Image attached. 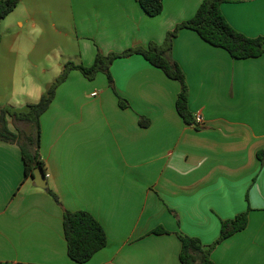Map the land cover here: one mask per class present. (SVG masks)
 I'll list each match as a JSON object with an SVG mask.
<instances>
[{
	"label": "crops",
	"instance_id": "1",
	"mask_svg": "<svg viewBox=\"0 0 264 264\" xmlns=\"http://www.w3.org/2000/svg\"><path fill=\"white\" fill-rule=\"evenodd\" d=\"M202 0H162L150 16L136 0H19L0 21V106L36 102L64 63L91 65L98 51L162 43ZM227 22L264 35V0H222ZM172 58L185 74V123L175 106L180 84L142 55L116 58L92 80L71 70L41 115L48 188L24 179L20 148L0 140V264H78L67 252L64 210H85L107 242L83 264H179L176 232L215 241L221 221L248 212L246 227L218 243L214 264H264V53L235 59L183 28ZM141 119L146 124H140ZM9 127L13 126L9 119ZM163 226L170 233L152 234Z\"/></svg>",
	"mask_w": 264,
	"mask_h": 264
},
{
	"label": "trees",
	"instance_id": "2",
	"mask_svg": "<svg viewBox=\"0 0 264 264\" xmlns=\"http://www.w3.org/2000/svg\"><path fill=\"white\" fill-rule=\"evenodd\" d=\"M140 7L150 16L162 12V0H136ZM19 0H0V21L18 4ZM222 0H202L194 15L177 23L166 33L162 43L149 42L147 47H131L121 52L103 54L98 51L91 65L76 64L72 61L64 63L62 71L52 81L41 97L33 103L26 104L22 110H14L10 106H0V140L16 144L21 151L24 163V179L33 177V170L42 167L46 173L45 163L41 156V115L53 101L57 87L64 82L71 70H79L87 79L92 80L97 73L106 75L109 86L115 91L114 81L110 74V65L116 58L132 54L142 55L150 64L161 69L166 76L180 84L175 106L185 123L195 126V116L188 106L189 88L185 74L179 64L172 58L173 40L183 29L195 31L207 43L223 48L235 59L256 58L264 53V35L248 37L235 30L225 19L220 4ZM1 41V33H0ZM116 93V91H115ZM121 108L129 106L128 101L119 96ZM9 119L13 129L9 127ZM140 124H146L141 119ZM195 127H198L197 125ZM257 158L264 163V149L257 151ZM46 191L58 201L57 195L50 189ZM248 222V212L237 214L234 218L221 221L218 238L209 245H204L196 236L176 232L181 242L178 254L179 264H214L211 258L213 248L225 238L243 230ZM63 232L67 244V252L72 261L86 263L107 242L106 233L92 214L85 210L63 212ZM149 233H170L163 226L153 228Z\"/></svg>",
	"mask_w": 264,
	"mask_h": 264
},
{
	"label": "water",
	"instance_id": "3",
	"mask_svg": "<svg viewBox=\"0 0 264 264\" xmlns=\"http://www.w3.org/2000/svg\"><path fill=\"white\" fill-rule=\"evenodd\" d=\"M33 182L34 184L43 190H46L48 188V180L45 171L43 170L42 167H36L33 170Z\"/></svg>",
	"mask_w": 264,
	"mask_h": 264
},
{
	"label": "built area",
	"instance_id": "4",
	"mask_svg": "<svg viewBox=\"0 0 264 264\" xmlns=\"http://www.w3.org/2000/svg\"><path fill=\"white\" fill-rule=\"evenodd\" d=\"M195 126H199L203 122V116L199 112L195 113Z\"/></svg>",
	"mask_w": 264,
	"mask_h": 264
},
{
	"label": "rangeland",
	"instance_id": "5",
	"mask_svg": "<svg viewBox=\"0 0 264 264\" xmlns=\"http://www.w3.org/2000/svg\"><path fill=\"white\" fill-rule=\"evenodd\" d=\"M61 71H62V70H61ZM59 74H60V72H59ZM59 74H58V75H59Z\"/></svg>",
	"mask_w": 264,
	"mask_h": 264
}]
</instances>
